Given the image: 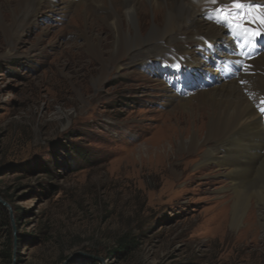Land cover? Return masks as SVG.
<instances>
[{
	"label": "rangeland",
	"instance_id": "obj_1",
	"mask_svg": "<svg viewBox=\"0 0 264 264\" xmlns=\"http://www.w3.org/2000/svg\"><path fill=\"white\" fill-rule=\"evenodd\" d=\"M48 2L14 39L0 27V198L14 227L11 239L1 235L0 252L11 241V264H264V208L250 202L234 225L229 169L171 150L183 120L175 106L188 102L167 103L174 88L152 65L109 69L97 86L100 65L80 33L109 44L104 13L87 12L84 28L76 6ZM140 4L143 33L162 14ZM9 14L1 8L0 24L9 25ZM205 60L199 53V81L221 82V60Z\"/></svg>",
	"mask_w": 264,
	"mask_h": 264
},
{
	"label": "bare ground",
	"instance_id": "obj_2",
	"mask_svg": "<svg viewBox=\"0 0 264 264\" xmlns=\"http://www.w3.org/2000/svg\"><path fill=\"white\" fill-rule=\"evenodd\" d=\"M48 1L0 0V10L7 8L10 11L9 25L4 24L6 22L0 24L3 35L8 40L14 39L23 22L27 27L32 26L40 8ZM60 1V4H67L68 9L76 6L85 15L81 19L84 28L88 22L87 12H103L105 15L100 22L110 31L109 44L108 39L93 37L85 30L80 33L84 50L100 65L99 77L94 81L97 86L109 69L121 70L124 65H152L153 75H161L174 88V93L171 90L167 96V103L188 102L175 106L182 111L183 120L175 121L172 128L169 136L171 150L179 157L199 152L202 155L199 166L211 168L216 165L229 169L230 191L234 194L229 204L233 224H238L240 214L250 202L264 208V113L260 111L264 104H256L259 97L264 100V39L257 42L250 58L243 59V67L237 68V57L230 55L234 48L233 37L224 26L207 18V11L216 6L210 0H141L146 4L145 11L152 14L157 9L162 14L161 23L158 25L151 20L143 33L138 14L140 0ZM248 2L264 4V0ZM13 3L19 8V15L17 7H12ZM153 42L159 46L156 54L152 53L157 47ZM190 42L199 47L191 50L187 46ZM131 53L136 55L124 64L123 58ZM199 53L208 65L213 55L221 60L215 63L214 70L221 82L214 76L207 77V82L199 81L202 74ZM161 57L165 62L160 60ZM177 63L179 70L174 67ZM183 87L190 90L188 96H175ZM191 102L198 107H192ZM206 141L213 142L209 150L203 147ZM171 171L175 173L174 169ZM262 216L259 213V217Z\"/></svg>",
	"mask_w": 264,
	"mask_h": 264
},
{
	"label": "snow or ice",
	"instance_id": "obj_3",
	"mask_svg": "<svg viewBox=\"0 0 264 264\" xmlns=\"http://www.w3.org/2000/svg\"><path fill=\"white\" fill-rule=\"evenodd\" d=\"M210 3L216 7L207 11V18L224 26L233 37L234 48L230 55L237 57L235 64L241 68L243 59L250 58L257 42L264 39V4H253L248 0H231L230 5L221 4L219 0H210ZM174 67L179 70V63ZM260 111L264 113V108Z\"/></svg>",
	"mask_w": 264,
	"mask_h": 264
},
{
	"label": "trees",
	"instance_id": "obj_4",
	"mask_svg": "<svg viewBox=\"0 0 264 264\" xmlns=\"http://www.w3.org/2000/svg\"><path fill=\"white\" fill-rule=\"evenodd\" d=\"M1 196V194H0ZM1 198H3L1 196ZM4 199V198H3ZM12 225L9 218L8 211L0 204V240L2 239L1 235L5 232H7L10 235V239L12 236ZM10 243V245H9ZM135 243V241L127 242L123 244L121 250H124L127 248V244ZM12 253H13V246L12 242H8V245L6 246V249L2 252H0V262L2 264H11L12 263ZM86 264H96L93 262H88ZM98 264V263H97Z\"/></svg>",
	"mask_w": 264,
	"mask_h": 264
},
{
	"label": "water",
	"instance_id": "obj_5",
	"mask_svg": "<svg viewBox=\"0 0 264 264\" xmlns=\"http://www.w3.org/2000/svg\"><path fill=\"white\" fill-rule=\"evenodd\" d=\"M0 204L9 212V215L11 216V208H10V206H9V204H7L4 200H2L1 198H0ZM11 225L13 226V223H12V221H11ZM13 231H14V227H13ZM68 262V260H66V261H64L63 263H67Z\"/></svg>",
	"mask_w": 264,
	"mask_h": 264
}]
</instances>
